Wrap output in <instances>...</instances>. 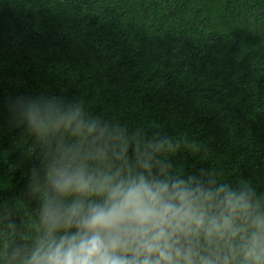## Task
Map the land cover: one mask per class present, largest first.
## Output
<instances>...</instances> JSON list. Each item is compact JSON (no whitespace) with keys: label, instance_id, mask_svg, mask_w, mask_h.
<instances>
[{"label":"trees","instance_id":"trees-1","mask_svg":"<svg viewBox=\"0 0 264 264\" xmlns=\"http://www.w3.org/2000/svg\"><path fill=\"white\" fill-rule=\"evenodd\" d=\"M20 95L81 99L109 120L186 137L174 168L264 194V0H0V232L35 220ZM4 239L0 238V248Z\"/></svg>","mask_w":264,"mask_h":264},{"label":"clouds","instance_id":"clouds-1","mask_svg":"<svg viewBox=\"0 0 264 264\" xmlns=\"http://www.w3.org/2000/svg\"><path fill=\"white\" fill-rule=\"evenodd\" d=\"M9 127L31 144L35 220L0 232V264H264V194L246 179L172 163L186 137L94 114L81 99L20 95Z\"/></svg>","mask_w":264,"mask_h":264}]
</instances>
